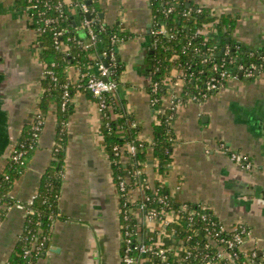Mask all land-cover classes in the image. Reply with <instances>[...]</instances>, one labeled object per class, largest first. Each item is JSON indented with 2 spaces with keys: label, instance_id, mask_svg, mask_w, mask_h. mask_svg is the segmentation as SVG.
Here are the masks:
<instances>
[{
  "label": "crops",
  "instance_id": "obj_1",
  "mask_svg": "<svg viewBox=\"0 0 264 264\" xmlns=\"http://www.w3.org/2000/svg\"><path fill=\"white\" fill-rule=\"evenodd\" d=\"M75 1L63 0L78 27V36L86 40L88 32L82 25L86 16L83 18ZM192 1L205 2L209 8L234 17L236 25L231 36L264 59V0ZM94 3L104 23L134 33L117 47V58L124 70L110 95V107L117 101L131 117L137 140L152 143L158 115L169 111L172 90L163 97L160 107L151 105L150 0ZM43 45L19 0H0V59L4 61L0 70L10 82L4 109L9 133L13 131L17 138L40 109L45 91V63L40 58ZM94 59L93 73L98 71L96 63L102 55L101 60ZM258 70L251 79L229 81L203 105L185 103L178 107L171 121L175 142L167 172L159 176V162L152 147L147 149L143 172L150 182L161 181L175 204L205 205L227 228L237 222L249 225L254 240L245 243L243 249L256 247L264 253V68ZM65 73L71 85L79 83V67L70 65ZM71 103L59 201L61 217L54 222L49 247L31 264H121L119 190L101 129L103 113L96 99L82 88L73 92ZM58 128L57 105L51 104L27 168L11 186L13 200L26 204L38 193L42 176L53 160ZM229 151L246 153L252 169L232 161ZM4 168L5 162H0V173ZM140 194L136 185L128 191L131 201ZM21 206L14 205L0 216V264H5L16 251L23 233L27 211ZM163 241L168 246L174 244L173 238L164 237ZM212 264L242 263L233 260Z\"/></svg>",
  "mask_w": 264,
  "mask_h": 264
},
{
  "label": "built area",
  "instance_id": "obj_2",
  "mask_svg": "<svg viewBox=\"0 0 264 264\" xmlns=\"http://www.w3.org/2000/svg\"><path fill=\"white\" fill-rule=\"evenodd\" d=\"M29 5L26 8L28 19L30 24L35 20L38 26L34 28L36 35L40 36L47 33L48 31L53 33V42L57 49L62 53L68 54L71 51V47L66 41L61 39L63 30H56L54 27L55 17L46 14V8L49 5L48 0H28ZM97 0H76L75 6L79 8L82 14H89L90 19L85 17L82 21L83 27L87 30L88 36L86 40L77 38V43L84 49H91L98 42V32L95 29L96 18L94 14L96 9L90 6V3L96 2ZM186 2V3H185ZM170 1H166L162 4L161 11L165 16L173 13L177 7H182L188 4V9L184 10V16H191L194 10L201 14L206 10V6L192 0H174L173 3L169 4ZM195 7H192L191 5ZM63 1H59L55 7L61 13ZM160 10V9H159ZM215 16L219 13L215 9H209ZM34 11L37 13L36 18ZM63 13V12H62ZM40 24V25H39ZM151 25L153 27L150 30L151 35L155 38L158 36H166L169 38L174 37L172 29L167 27L165 21H158L153 15ZM103 26L100 27V30ZM99 30V31H100ZM201 32V31H200ZM202 33H205L206 39L202 42L205 45L208 38L213 34L217 33L216 26L213 22L204 23ZM197 35L191 37L188 45L191 44ZM125 40L120 39L116 35L112 37V47L104 51L102 54V60L96 63L98 71L91 73H81L79 83L76 84L78 87H84L87 91L91 92L96 97L97 104L102 113H105L106 109L110 106L111 102L108 95L111 94L117 88V81L113 78L115 72V65L117 64V47L120 43ZM216 47L207 46L208 55H204L202 47L195 46V52H199L204 55L202 63H210L212 75L205 81L203 85L191 84L193 81V74L186 72L182 63L176 62L178 54H175L172 58L173 65L170 69L169 75L164 78V87L166 94L172 90L171 101L169 110L172 113L169 118L172 121L178 107L185 103H196L203 105L208 99L214 94L218 93L225 85L231 80H241L243 78L251 79L255 76L256 70L259 69L257 65H251L245 67L240 65V72H233L228 67L226 59L218 60L215 53ZM228 55L229 49L225 51ZM105 61L107 64H105ZM230 62V59H229ZM231 62L233 60L231 59ZM43 75H50L53 80H57L55 72L52 68L44 65ZM159 81L150 83L152 87V93H150V103L153 107L158 108L162 105L164 96H156L160 87ZM63 107L67 104L70 97V90L65 89L64 92ZM164 113V112H162ZM68 123V122H67ZM45 126V117L40 109L35 113V117L32 121V138L29 145L30 148L38 145L42 131ZM67 127V124H66ZM172 140L175 139L171 138ZM19 141L15 144L9 154V158H12L14 162L23 164L24 155L27 149L24 144H21L19 151L17 146ZM226 151L228 149L224 144L221 145ZM117 154H120L122 161L128 163L133 160V156L136 155L138 146L137 144L127 143L124 147L115 146ZM229 157L232 161L237 163L244 169H252L253 163L250 157L243 152L229 151ZM125 158V159H124ZM7 161H5V166ZM158 168L160 165L158 164ZM139 175L141 177V183L137 180L132 182L133 177ZM143 172V164L141 168H137L134 172L127 170L125 174L120 178L118 183V190L120 195V222L119 230L121 233V253L120 261L121 264H157L156 259L161 263H170V261L190 258L195 262L193 264H212V263H227L229 261H239L240 257H243L242 264H264V253L260 252L258 248L252 247L249 251H245L243 246L250 240H254L253 230L244 222H237L231 228H227L219 218H217L208 207L204 205H198L201 210L198 211L196 208L185 203L178 207L174 205L173 197L170 192L164 195L159 194V187L150 182ZM160 176V175H159ZM10 175L5 174L0 178V190L5 181L10 180ZM161 182V181H160ZM138 186L141 190L140 197L135 200H130L128 197V191L131 186ZM164 187L162 183L159 185ZM39 193L35 194L26 204H22L13 200L10 196L11 201L5 203L2 201L0 196V216L5 211L11 210L14 205H23L26 208V217L33 213L28 206L32 205L34 199L39 197ZM159 203L160 205H158ZM130 206V208H124V206ZM22 207V206H21ZM121 215H123V222L121 221ZM129 221V222H128ZM135 221L137 223H132ZM142 224V227H141ZM174 224H180V233L175 228ZM146 231L147 238L144 239L141 232ZM164 237L174 239V244L168 246L163 241ZM43 242L38 240H32L24 251L26 258V264H30L31 254L33 251H40ZM202 246L201 253L198 252Z\"/></svg>",
  "mask_w": 264,
  "mask_h": 264
},
{
  "label": "trees",
  "instance_id": "obj_3",
  "mask_svg": "<svg viewBox=\"0 0 264 264\" xmlns=\"http://www.w3.org/2000/svg\"><path fill=\"white\" fill-rule=\"evenodd\" d=\"M59 1L63 0H48L49 5L46 8V14L55 17L56 21L54 22V27L56 30H63L61 39L70 45V53L64 54L55 47L53 42V33L51 31L39 36L40 41L44 43L41 49L40 58L47 66L54 70L57 77V80L55 81L50 75L44 76L43 86L45 91L39 105L40 111L43 113L44 117L48 115L51 104L57 105L59 128L53 151V160L51 161L47 171L42 176L40 188L38 190L40 196L36 197L33 204L28 206L31 210H33V213L26 217L25 227L17 243L16 251L11 255L10 259L5 264H26L24 251L32 240H38L39 243L43 242V245H41L40 251L35 250L32 252L31 261L34 262L40 258L43 252L46 251V244H48L51 240L54 222L61 217L59 201L61 197V187L65 165L64 149L67 143L66 124L73 111L71 99L73 92L79 88H82L90 96L94 97V95L87 91L84 87L71 85L66 78V69L70 65L74 64L80 68L82 73H91L93 71L92 66L95 62L94 58L101 60L103 52L112 47L111 41L114 35L125 41L134 36V33L132 32L118 29V25L111 27L104 23L99 17L98 9L96 8V13L94 14L96 21L94 26L98 32L99 42L89 50L84 49L76 41L77 38H82L78 36L76 32L78 27L68 15L65 4L62 6L63 13H60L56 9L55 5ZM166 1H170L169 4H171L174 0H150L153 15L158 21H165L167 27L172 29V32L175 34L173 38H169L164 35L155 38V36L150 33L151 50L153 53H149V75L151 82L159 81L161 83L156 96L160 97L166 94L165 87L163 85L164 83L162 82L170 73V69L173 65L172 58L175 54L179 55L176 62L182 63L186 72L193 74V81L190 83L189 89L192 88L191 84L193 83L203 85L213 73L210 63H202L204 55L209 54L207 46L216 47L214 54L217 56L218 60L226 59L228 67L233 70V72L239 73L240 65H244L245 67L257 65L259 68H264V59L260 53L249 51L242 42L235 40L231 36V30L236 25V19L230 14L220 13L215 16L211 14L212 12L209 9L206 8V10L201 14L194 10L192 15L187 17L184 16V10L188 9V4H185L182 7H177L173 13L165 16L162 13L161 8L163 6L162 4ZM19 4L27 8L29 1L19 0ZM90 6L92 8L95 7V3H90ZM191 6L195 7L193 4ZM34 16L38 18L36 11H34ZM82 16L84 18L85 14H82ZM208 22H213L215 24L217 27V33H213L208 38L206 44L202 45V42L205 41L207 36L205 33H202V29L204 27V23L206 24ZM36 26H38V23L35 20L32 23V27L35 28ZM101 26H103L102 30H100ZM152 27L153 25H151V28ZM194 34L197 36L191 40V44L188 45V42ZM195 46L202 47L204 53L206 54L201 55L199 52H195ZM227 49H229L228 55L225 53ZM231 59L233 62H231ZM123 70L124 64L117 58V64L115 65V72L113 75V78L116 81ZM66 88L70 90V97L67 104L63 107V95ZM151 88L152 87L149 86V93H152ZM110 95L111 94L108 95L109 99ZM94 98L96 99V97ZM115 113L117 115H114ZM171 113L172 111L169 110L158 115L159 121L155 124L154 140L151 143L149 141L137 140V129L132 126L133 121L131 117L124 113V111L118 106L117 101H114V104L106 109L105 113L102 115L103 123L101 129L104 136L105 148L112 160L114 180L117 185L120 178L127 170L134 172L137 168L142 167V164L147 159V149L149 147L153 148L154 157L159 162V175H164L167 172L168 166L172 162V153L174 148V140L171 138L175 139L171 119L169 118ZM31 138L32 122L25 125L19 139L20 144L17 146L18 151L22 149L21 144H24V147L27 149V152L24 155V163H16L12 158H9L4 170L0 173V178L4 176V173L9 174L11 177L9 181L4 182L0 190V196L2 201L5 203L11 201V186L14 181L26 170L28 162L37 147L36 145L32 148L29 147ZM127 143L137 144L138 150L136 155L132 157L133 160L131 162L124 163L120 154H117L115 146L124 147ZM134 180L141 183V177L139 175L133 177L132 182ZM160 184V181L156 182V185L159 187L158 195L167 194L169 192L167 188L160 187ZM173 203L176 207L179 206L178 204H175V202ZM157 204L160 205L159 203ZM189 205L196 208L198 211L201 210L198 208V205ZM130 206L132 205L124 206V208H130ZM3 214H5V212H3ZM123 219V215H121L122 222L124 221ZM130 222L134 224L137 223L135 221ZM174 225L180 233V224ZM141 234L144 239L147 238L146 236L148 233H146V231L142 230ZM201 251L202 246H200V250H198V252L201 253ZM239 260L241 262L243 257H240ZM194 262L195 261L190 258L185 259V261L174 260L170 261V263H161L156 259L157 264H193Z\"/></svg>",
  "mask_w": 264,
  "mask_h": 264
},
{
  "label": "flooded vegetation",
  "instance_id": "obj_4",
  "mask_svg": "<svg viewBox=\"0 0 264 264\" xmlns=\"http://www.w3.org/2000/svg\"><path fill=\"white\" fill-rule=\"evenodd\" d=\"M4 62L1 61L0 59V64ZM8 79L6 78L5 75H3L2 71L0 70V162H5L8 160L9 154L11 152V150L13 149V147L15 146V144L19 141L20 138H17L14 133L13 135V140L11 141V149L9 150V152L6 154L4 153V150L6 149V145L9 144L10 142V133H9V129L7 128V114L6 111L4 109V106L6 107L5 104V95H6V88L8 87ZM5 145V146H4ZM4 160V161H3Z\"/></svg>",
  "mask_w": 264,
  "mask_h": 264
},
{
  "label": "rangeland",
  "instance_id": "obj_5",
  "mask_svg": "<svg viewBox=\"0 0 264 264\" xmlns=\"http://www.w3.org/2000/svg\"><path fill=\"white\" fill-rule=\"evenodd\" d=\"M198 2V1H197ZM198 3H200V4H203L204 6H206L207 7V9H211V7L209 8L207 5H206V3L205 2H198ZM213 9V8H212ZM217 11V10H216ZM219 14L220 13H225V14H228L227 12H225V11H221V10H219V11H217ZM213 25L215 26V24L213 23ZM216 29H217V27H216ZM13 135H14V132L12 131V134H10V136H11V138H10V142H9V144L8 145H6V149L4 150V153H8L9 152V150L11 149V141L13 140ZM5 146V145H4ZM4 161V160H3ZM4 163V162H3ZM120 195H119V202H120ZM119 205H120V203H119ZM205 206V205H204Z\"/></svg>",
  "mask_w": 264,
  "mask_h": 264
},
{
  "label": "water",
  "instance_id": "obj_6",
  "mask_svg": "<svg viewBox=\"0 0 264 264\" xmlns=\"http://www.w3.org/2000/svg\"><path fill=\"white\" fill-rule=\"evenodd\" d=\"M86 17L88 18V19H90L91 18V16L89 15V14H86ZM150 28H151V25H149V30H150ZM150 53H153V51L151 50L150 51ZM105 64H107V62L105 61ZM256 75L259 73V70H256ZM49 247V244H46V248H48ZM53 250V249H52ZM45 254V253H44Z\"/></svg>",
  "mask_w": 264,
  "mask_h": 264
}]
</instances>
